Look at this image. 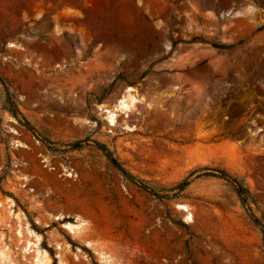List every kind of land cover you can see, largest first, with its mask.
<instances>
[{
  "label": "rangeland",
  "instance_id": "obj_1",
  "mask_svg": "<svg viewBox=\"0 0 264 264\" xmlns=\"http://www.w3.org/2000/svg\"><path fill=\"white\" fill-rule=\"evenodd\" d=\"M254 217L264 0H0V264H264Z\"/></svg>",
  "mask_w": 264,
  "mask_h": 264
},
{
  "label": "trees",
  "instance_id": "obj_2",
  "mask_svg": "<svg viewBox=\"0 0 264 264\" xmlns=\"http://www.w3.org/2000/svg\"><path fill=\"white\" fill-rule=\"evenodd\" d=\"M7 99L10 100L12 99L13 101V96L8 93V96H7ZM19 112H12V114L16 117V115L18 114ZM108 158L110 159V161L112 162L113 166L115 168H117L120 172H122L124 174V176L130 178L132 180V182L138 186L139 188L145 190V191H148V188L145 186V184L137 181L135 178H133L132 176H130L121 166V164L115 160L114 158H112L110 155L108 156ZM212 175L213 177H218V178H221V179H224L226 180L228 183H230L236 190L237 194H238V197L240 199V201L242 202L243 206L246 207L249 203V200L251 198V194H250V191L244 187V185L242 184V182L237 179V178H233L232 176H230L229 174H227L226 172L224 171H213V174H210ZM254 221L256 223V225L258 226V228L260 229L262 235L264 236V224H262L258 219H256L254 217Z\"/></svg>",
  "mask_w": 264,
  "mask_h": 264
},
{
  "label": "bare ground",
  "instance_id": "obj_3",
  "mask_svg": "<svg viewBox=\"0 0 264 264\" xmlns=\"http://www.w3.org/2000/svg\"><path fill=\"white\" fill-rule=\"evenodd\" d=\"M91 82H94L93 80H91ZM128 91L130 92V91H135L133 88H129L128 89ZM91 92V91H90ZM86 94H87V91H85V93H84V95L81 97V99H85V96H86ZM104 107V109L103 110H105V111H108V112H110V114H113V107L112 106H103ZM120 107H121V110L123 111V110H126V109H129V106L126 104V102H124V101H122L121 103H120ZM133 114H131L130 116H132ZM118 118V116H116V117H113V119H112V123H113V125L112 126H114L115 127V129L114 130H117V126H118V124L120 123V120H116ZM124 122V124H125V126H127V121H123ZM180 209L181 210H187L186 209V207H183V206H180ZM66 218H64V217H57L56 218V221H61V220H65ZM67 229L70 231V233L73 235V236H76V237H78L79 236V234H80V232L81 231H83L84 230V228L86 227V224L85 223H80V224H74V225H72V224H68L67 226ZM29 246H30V249H29V252H34L33 250H32V246H34V248H38V245L37 244H29ZM39 264H41V263H39Z\"/></svg>",
  "mask_w": 264,
  "mask_h": 264
}]
</instances>
